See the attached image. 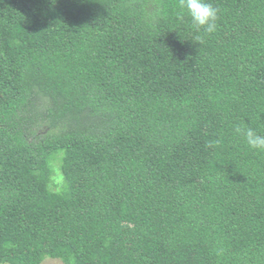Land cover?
I'll return each mask as SVG.
<instances>
[{
    "label": "trees",
    "instance_id": "trees-1",
    "mask_svg": "<svg viewBox=\"0 0 264 264\" xmlns=\"http://www.w3.org/2000/svg\"><path fill=\"white\" fill-rule=\"evenodd\" d=\"M208 2L0 0V264H264V0Z\"/></svg>",
    "mask_w": 264,
    "mask_h": 264
},
{
    "label": "clouds",
    "instance_id": "clouds-1",
    "mask_svg": "<svg viewBox=\"0 0 264 264\" xmlns=\"http://www.w3.org/2000/svg\"><path fill=\"white\" fill-rule=\"evenodd\" d=\"M182 14H186L192 26L199 32L203 30L212 34L217 29L219 19L218 10L208 0H180ZM183 18V15L181 16ZM237 135H243L246 144L255 151H264V134H259L253 128L242 129L237 126L234 129ZM219 143V141H217Z\"/></svg>",
    "mask_w": 264,
    "mask_h": 264
},
{
    "label": "rangeland",
    "instance_id": "rangeland-1",
    "mask_svg": "<svg viewBox=\"0 0 264 264\" xmlns=\"http://www.w3.org/2000/svg\"><path fill=\"white\" fill-rule=\"evenodd\" d=\"M53 179H54L55 184L58 185L60 182L58 169L55 170V175H54ZM41 264H62V263L56 259L46 258L42 261Z\"/></svg>",
    "mask_w": 264,
    "mask_h": 264
}]
</instances>
